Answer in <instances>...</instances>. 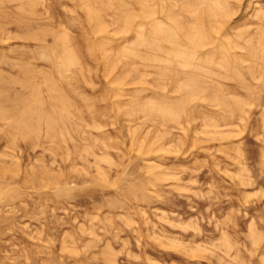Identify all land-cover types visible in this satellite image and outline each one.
I'll list each match as a JSON object with an SVG mask.
<instances>
[{"label": "rangeland", "instance_id": "374dc122", "mask_svg": "<svg viewBox=\"0 0 264 264\" xmlns=\"http://www.w3.org/2000/svg\"><path fill=\"white\" fill-rule=\"evenodd\" d=\"M0 264H264V0H0Z\"/></svg>", "mask_w": 264, "mask_h": 264}]
</instances>
